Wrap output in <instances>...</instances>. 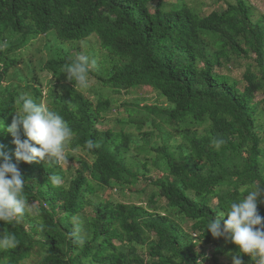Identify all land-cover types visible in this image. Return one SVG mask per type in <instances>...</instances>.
Wrapping results in <instances>:
<instances>
[{
  "label": "trees",
  "instance_id": "trees-1",
  "mask_svg": "<svg viewBox=\"0 0 264 264\" xmlns=\"http://www.w3.org/2000/svg\"><path fill=\"white\" fill-rule=\"evenodd\" d=\"M183 1L0 0V43L8 45L0 51V121L5 129L11 125L21 96L2 86L20 64L17 53L54 32L59 51L43 66L54 79L47 105L73 130L65 160L74 161L76 150L87 156L76 159V169L24 163L15 159L11 134L0 132V143L26 181V198L35 204L17 221H0V232L15 233L17 241L0 249V264H25L33 257L35 264H196L194 237L215 247L214 261L224 256L233 264L236 246L213 238L206 226L219 209L227 212L248 190L264 188V98L256 101L259 93L264 96V14L255 19L248 0L206 15ZM93 35L107 54L88 77L117 95L149 87L167 104L137 105L153 117L157 134H141L135 156L129 133L97 127L114 102H93L67 79L65 68L76 59L59 45ZM236 60L247 61L241 81L220 72ZM25 88L37 103L44 98L35 79ZM121 107L133 115L125 103ZM146 122H136L138 133ZM177 138L179 144H172ZM216 138L225 141L219 149ZM156 139L162 144L152 147ZM88 141L99 147L88 149ZM53 174L63 178L61 185L51 184ZM141 182L156 191L145 204L97 197L104 189L142 196L147 188L135 189ZM156 196L165 200V212L155 210ZM258 213L264 217V197ZM144 247L149 261L140 252ZM243 264L254 261L245 256Z\"/></svg>",
  "mask_w": 264,
  "mask_h": 264
},
{
  "label": "clouds",
  "instance_id": "clouds-1",
  "mask_svg": "<svg viewBox=\"0 0 264 264\" xmlns=\"http://www.w3.org/2000/svg\"><path fill=\"white\" fill-rule=\"evenodd\" d=\"M7 42L0 43V51L7 48ZM96 66V60L80 56L65 68L68 81L76 87H87L88 73ZM11 125L5 129L0 121V132L7 131L14 138L15 159L24 163L42 162L45 165H59L66 159L65 152L73 130L62 115L50 109L43 101L37 103L27 94L16 101ZM71 106V103H69ZM23 136V138H22ZM223 139L213 140L217 149L223 145ZM99 147L93 141L87 142V148ZM53 186L63 183L60 175L49 177ZM26 181L11 157L0 143V221L11 223L22 218L34 207L25 195ZM264 197V188L247 191L243 199L233 201L227 212L219 209L207 226L215 239L223 238L236 246L233 264H243L247 256L254 264H264V217L258 213V202ZM16 235L10 231L0 232V249L16 246ZM202 257L196 264H204Z\"/></svg>",
  "mask_w": 264,
  "mask_h": 264
},
{
  "label": "rangeland",
  "instance_id": "rangeland-1",
  "mask_svg": "<svg viewBox=\"0 0 264 264\" xmlns=\"http://www.w3.org/2000/svg\"><path fill=\"white\" fill-rule=\"evenodd\" d=\"M188 7L194 9L201 15L209 14L212 11H222L226 8V4L228 2H235V0H184L183 1ZM248 2L255 8L254 18L257 19L261 14H264V0H248ZM168 5H175L179 3V0H166ZM49 35H52L56 39V35L54 32H50ZM52 36H43L31 42L27 48L19 51L17 54L20 57V64L17 65L16 68H13L9 71L7 75L6 81L3 83V89L10 90H18L21 95L27 94L30 98H32V94L30 90H26L25 83L27 81H31L35 79L39 83V87L44 97L42 101L47 105V97L49 95L50 89L54 86V79L52 74L46 72L43 69L45 61H47L50 57L53 56L55 50L58 47V43H54ZM61 42V41H60ZM52 47H51V46ZM51 47V48H50ZM61 48H65L67 52V56L70 59H78L80 56H87L89 58H93L97 62V66L100 65L101 61H103L105 55L107 54L105 51L101 50L100 45L98 43L96 36H91L87 41L80 42L77 44H66L60 46ZM57 51H59L57 49ZM245 64L247 61L245 60H236L235 63L230 64L228 67L220 70L221 73L227 74L231 76L233 79L237 81H241L243 73L245 72ZM1 89V92L4 93V90ZM58 90V88L56 89ZM80 91L85 95L88 99L93 102L99 99L100 97L111 99L114 102V108L111 112H107L105 115V120L100 122L97 127L100 130L113 129L115 132L119 131L122 128L126 133L131 135V154L132 156L137 155V147L142 146V141H139L141 134L143 136L144 133H154L157 134V130L153 127L152 120L153 117H148V114L142 109H138L137 105L140 107L143 106H166V102L163 98L159 96V94L153 91L149 87H141L134 90H129L128 92H121V94H113L110 88H102L99 82H97L92 77H88V85L87 87L80 88ZM264 96L259 93L257 95V100H262ZM121 103H125L127 109L134 111L132 116H129V113L125 111L124 107L117 108ZM147 118V122L143 123L142 132L138 133L136 122L144 120ZM129 120H133L135 123L131 124ZM119 121L124 122L125 125L121 126ZM160 122L159 119H156V123ZM131 124V125H130ZM163 128L170 133L172 130L170 127L163 125ZM174 133V131H172ZM140 135V136H139ZM179 139H173L171 141L172 144H179ZM162 142L159 139H156L152 144V147H159ZM70 149L66 148L65 157L70 153ZM77 158H85L87 156L79 150L73 152ZM141 160L143 158V154H139ZM76 158V159H77ZM71 161L67 158L61 162V168L66 169L69 168H77L78 161ZM66 161V162H65ZM161 175V174H159ZM151 176L155 177L156 173L152 172ZM146 183H139L135 189L141 190L145 189ZM156 192L152 187L147 188L145 194L139 196L136 192H130L129 190H125L124 192H120L118 189H104L98 194V198L101 199H110L113 203H132V204H145L148 201L150 194ZM216 200H213V204H216ZM155 210L159 212L166 211V202L165 200L159 198L158 196L154 199ZM34 208L31 210L33 211ZM30 211V212H31ZM29 212V213H30ZM191 223H186L183 225L185 230L188 232ZM196 235H193V237ZM197 240L194 237V251L199 254V259L202 257H207L204 260V264H228L230 261L227 258L219 257L218 261H214L212 256L215 255V247L213 245H205L200 242H196ZM141 254L144 256L145 260L149 261L147 253V247L140 248ZM38 258L33 257L28 260L25 264H35L37 263Z\"/></svg>",
  "mask_w": 264,
  "mask_h": 264
}]
</instances>
